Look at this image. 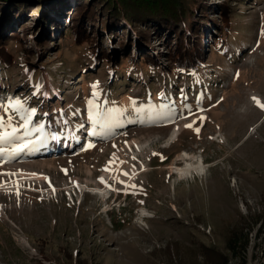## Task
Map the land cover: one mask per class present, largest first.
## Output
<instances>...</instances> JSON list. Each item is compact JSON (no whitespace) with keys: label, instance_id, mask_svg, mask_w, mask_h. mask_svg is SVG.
Instances as JSON below:
<instances>
[{"label":"rangeland","instance_id":"1","mask_svg":"<svg viewBox=\"0 0 264 264\" xmlns=\"http://www.w3.org/2000/svg\"><path fill=\"white\" fill-rule=\"evenodd\" d=\"M24 1L31 2L20 0L19 4ZM223 1L204 0L212 10L210 20L217 18L216 3ZM80 2L41 0L37 7L31 2L32 10L25 12L22 7L8 10V3L0 1V25L9 23L21 37L19 42L32 46L35 62L47 55L40 56L33 44L46 34L42 17H50V36L46 37L53 35L55 45L49 48V62L33 82L36 88L31 95L54 85V76L62 80L61 87L66 82L78 83L75 75L62 74L68 67L61 63L65 54L58 49L75 52L68 26ZM248 2L252 1L236 4L242 10L238 21L241 35L228 43L213 66L206 63L199 75L186 77V83L192 81L194 86L187 88L176 80V87L167 83L169 90L164 92L160 81L157 99L132 104L130 110L107 111L102 108L103 99L92 94L94 83L98 82L99 89L110 77L109 71L99 69L87 80L88 111L83 112L84 105L75 107L80 121L71 123L65 110L59 113L67 128L59 122L53 128L63 132V137L48 131L51 127L42 123L45 115L41 122L37 117L27 128L19 127L30 112L29 95L23 99L30 88L20 84L23 78L31 80V71L20 66L22 51L17 49L14 76L4 97L0 93V103L19 98L23 108L7 112L0 108V117L7 120L10 116L17 136L31 143L11 159L0 158V173H20L38 193L17 192L16 185L10 188L7 183L0 187L5 190L0 191V264H54L76 250L83 256L93 255L98 264H183L194 257L192 251H198L200 241L215 244L227 254V264H264V108L252 99L264 104V0ZM58 24L63 30L60 37L55 29ZM216 27L207 25L201 35L204 57L211 58L208 45L217 36ZM120 36L109 29L98 34L105 47L117 46ZM161 38L153 39L152 53L160 67H166L172 40ZM131 40L130 54L134 38ZM87 58L83 47L77 60ZM138 83L132 82L129 92H137ZM70 90L66 92L72 94ZM188 93L193 95L185 96ZM188 124L192 127L185 126ZM85 137L93 139V147H84ZM79 139L80 148L69 152L66 141L76 144ZM0 147L10 149L12 145L0 141ZM185 152L187 162L202 160L203 169H190L180 178L176 169L184 165ZM113 154L117 159L109 165L111 171H104ZM193 171L197 175L188 177ZM6 177L0 176V182ZM99 177L112 182L102 183ZM97 186L102 191L97 192ZM121 187L128 191L115 206L116 201L105 197L111 188ZM233 229L241 232L240 247L230 255L225 242ZM168 241L170 253L160 252ZM215 253L204 260L197 254L195 259L209 264L219 254Z\"/></svg>","mask_w":264,"mask_h":264},{"label":"trees","instance_id":"2","mask_svg":"<svg viewBox=\"0 0 264 264\" xmlns=\"http://www.w3.org/2000/svg\"><path fill=\"white\" fill-rule=\"evenodd\" d=\"M0 1L3 2V0ZM4 1L5 4L8 3V10L22 7L25 12L30 7L32 10V3H36V7L41 4V0H29L32 3L24 1L21 4H19L20 0ZM84 1L80 2L78 0L80 3L76 11L69 18L71 24L68 26V38H72L70 45L75 49V52L58 49L59 54H65V60H61V63L68 67L66 71H62V74L75 75L78 83L74 86L66 82L64 83L65 86L61 87L62 80L56 79L54 73L51 72L55 77L54 85L42 87L37 95L35 93L30 95L29 91L36 88L33 82L38 81L39 74L44 69L43 67L49 62V48L55 45L52 42L54 41L53 35L50 39L46 37L49 34L48 24H51L48 20L50 19L49 16L42 17L46 28L45 36L41 40L37 38L35 44H33L37 50L41 51L40 56L45 52L47 53L43 60L42 57L37 62L33 61L35 52L32 46L27 47L25 45L24 47L19 42L21 37L15 30L9 28V23L5 26L0 25V93H2V97L9 90L10 78L14 76L11 75L12 68L15 65L14 53L18 48H21L23 62L20 66L27 71H31V80L23 78L24 81L20 84L24 85V89L26 87L30 88L28 92L26 90V94H23V99L25 100L26 95H29L26 104L30 107L34 106V118L39 117L38 119H40L42 115H45L42 123H47L51 127L47 128L48 131H56L60 137H63V132L60 133L56 130V127L53 128L54 124L57 126L59 122L63 129L67 126L59 113L65 110L67 121L71 123L80 121L75 113V107L76 105H80V107L84 105L85 110L83 112L88 111L89 106L86 105L88 97L86 92L87 80L92 73L99 69H105L110 73L108 81L98 89V95L96 96V99H103L104 106L102 108L107 111L130 110L132 104L157 99L156 91L161 87L160 81H163L162 90L164 92L169 90L166 84L169 83V85L175 86L176 80L181 81L182 85L187 88L194 86L192 81L186 83V77L199 75L206 63L213 66V63L217 61L216 59L221 57V53L224 52L228 43L236 41L241 35L238 21L242 10L236 4H244L247 1L253 3L256 0H234V2L225 0L216 3L218 15L217 18L212 20L208 17L209 12L212 10L204 0H89V3H84ZM2 8L3 6H0V10ZM9 15L11 14L9 13ZM6 20H10V17ZM2 22L0 21L1 24ZM51 22L54 21L51 20ZM203 24H206V27L211 24L217 26V36H214L212 42L208 45L211 58H208V55L206 57L203 55L206 52V48L204 50L201 45V35H203L206 28H202ZM87 25L89 28H87ZM56 26L57 33H62L63 30H59V24ZM102 29H109L113 33L120 32L121 36L117 46L105 47L100 44L98 34L102 32ZM60 33L59 37L61 36ZM132 37L134 38L133 52L130 54L129 50L131 48L129 46L131 47ZM161 37L168 41L172 40L171 46L168 48L170 63L166 67H160L157 57L152 53L154 48L153 39L159 41ZM83 47L86 48L88 58L78 62L77 59ZM86 63L89 64L86 65ZM29 81L32 84L28 85ZM136 81H139L140 88L132 94L129 92L132 88L131 83L136 84ZM191 83L193 84L191 85ZM66 89H71L70 92L73 93L68 94L69 92H66ZM187 95L191 96L193 93L185 94V96ZM174 98L179 100L182 97L174 96ZM67 137L70 140L71 135L68 134ZM89 143H93V139L85 137L84 147H87ZM66 144L70 145L69 152H73L80 148L81 140L79 139L76 144L66 141ZM240 235V230L233 229L227 238L225 245L229 249L230 255L237 247H240L238 245ZM170 245V241H168L165 248L160 252L170 253ZM197 246L198 251H192L194 257H189L183 264H204L203 260L215 256V252H219V254L209 264H227V254L217 250L215 244L200 241ZM153 250L159 251L160 248L154 247ZM197 254L202 255L203 260L195 259ZM54 264H98V261L94 260L93 255L83 256L80 250H76V252H69L68 256L56 259ZM167 264L172 263L168 262Z\"/></svg>","mask_w":264,"mask_h":264},{"label":"snow or ice","instance_id":"3","mask_svg":"<svg viewBox=\"0 0 264 264\" xmlns=\"http://www.w3.org/2000/svg\"><path fill=\"white\" fill-rule=\"evenodd\" d=\"M264 34V33H262ZM93 89V96H97L98 92V82L94 83L92 86ZM252 99L254 101H256V103L258 104L259 107L264 108V104L260 103V101L258 100V98L256 97H252ZM89 103H92V101H89ZM0 108H3L5 112H7L10 108L13 109H17L20 110L23 108V104L22 101L17 98V99H9L7 101V103H0ZM34 109L30 110L28 115L24 116V122L22 124L19 125V127L21 128H27L28 125V121H29V116L31 115V113H34ZM202 119V117H201ZM93 120L94 122L96 121V116H93ZM186 127H192L191 124L185 125ZM0 128L3 129V131H0V141L2 142H6L8 144H11L12 147L9 148H5V147H0V158H2L3 156H7L8 159H11L13 156H15L16 153H19L21 150H23L24 148L28 147V144L31 143V141H24L21 137L17 136V127L13 126L12 124V118L9 116L7 120H4L3 117H0ZM197 131H199V129H197ZM127 143V142H125ZM94 145H92L91 143H89L88 147L91 148ZM117 158L115 157V154H113L112 158H110V160L108 161V165L105 166V168L103 169L104 171H111L109 165H111ZM133 159H136L135 157H133ZM120 163H125V161H120ZM66 171V170H65ZM124 175H129L128 172H124ZM2 175H7L10 178L11 177H15L17 174L13 173V172H7V173H0V176ZM30 175H37L36 173H31ZM98 179L101 180L102 183H107L106 181H104L103 177H99ZM9 181H3L0 182V187H3L6 183H8ZM12 183H14L16 185L17 190L19 189V180H11ZM121 183H123V181H121ZM129 187H134L132 185H129Z\"/></svg>","mask_w":264,"mask_h":264},{"label":"bare ground","instance_id":"4","mask_svg":"<svg viewBox=\"0 0 264 264\" xmlns=\"http://www.w3.org/2000/svg\"><path fill=\"white\" fill-rule=\"evenodd\" d=\"M184 155H185V157H183V159H181L182 161H184V165L183 166H180V167H177V169H176L177 170V173L180 174L179 175L180 178H183L182 175L184 173L190 171V169H194L195 171H197V169L199 171H201L203 169V167H202V164H203L202 160H198V162L196 164H192L190 161H188V162L186 161V160H188L187 159L188 153L185 152ZM173 172H175V171H173ZM97 187H98V189L96 190L97 192L102 191V189L99 186H97Z\"/></svg>","mask_w":264,"mask_h":264},{"label":"clouds","instance_id":"5","mask_svg":"<svg viewBox=\"0 0 264 264\" xmlns=\"http://www.w3.org/2000/svg\"><path fill=\"white\" fill-rule=\"evenodd\" d=\"M200 158V157H199ZM198 158V159H199ZM112 181L111 180H109L108 182H107V184L109 185L110 183H111ZM107 184H106V186H107ZM103 186V185H102ZM99 187H101V186H99ZM103 187H105V186H103ZM128 191V190H127ZM127 191H125L124 189H123V187H121V188H111V191H110V193L109 194H107V196L105 197L106 199H112L113 200V202L114 201H116V203L115 204H113V205H120L119 203L117 204V201H119V199L120 198H125L126 197V194H127ZM85 192H87V193H89L90 191L89 190H85ZM34 193H38V191H34ZM76 198H78V197H76ZM80 199V198H79ZM78 199V200H79ZM107 204H109V202L107 203Z\"/></svg>","mask_w":264,"mask_h":264}]
</instances>
